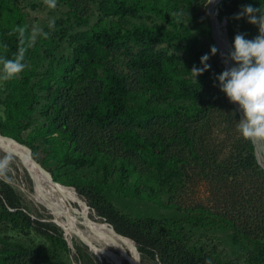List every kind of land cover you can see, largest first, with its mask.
Segmentation results:
<instances>
[{"label":"trees","instance_id":"trees-1","mask_svg":"<svg viewBox=\"0 0 264 264\" xmlns=\"http://www.w3.org/2000/svg\"><path fill=\"white\" fill-rule=\"evenodd\" d=\"M194 4L195 0H101L100 21L70 37L76 43L74 56L59 59L52 71L59 75L56 86L50 84L51 77L46 80L50 103L44 113L49 125H54L51 131L57 132L56 139L74 146L62 156L61 165H91L92 175L63 178L47 159L39 157L37 146L19 134L1 132L29 145L55 180L76 186L80 195H85L81 183L88 184L99 198L97 203H89L118 232L136 241L142 264H264V166L258 160L256 144L247 140L248 154L241 162L216 155L211 116L223 107L235 124L242 116L220 91L216 79L227 64L220 62L219 50L212 56L211 45L200 42V34H206L214 43L211 18L203 23L205 31L198 27L197 32L187 30L193 38L180 46L188 50L189 59L171 49L176 47L175 38L184 37V19ZM245 5L264 11V0H223L217 5L227 15L232 45L238 33L245 39L258 35V27L246 17L234 18ZM141 11L155 13L162 22L119 23L123 18L141 16ZM109 15L118 16L117 29L103 23ZM14 27L0 14V58L11 59L17 51V37L8 35ZM205 54L210 55L207 63L211 67L195 80L190 71L194 65L202 67L200 59ZM25 62L28 64V53ZM32 74L28 66L19 75L21 79H12L16 83L6 99L10 117L14 113L27 116L33 110L38 95L29 86ZM215 168L226 172L219 181H213ZM195 175L218 182L214 192L219 194L212 203L190 206L188 220L167 215L132 218L116 209L104 194L106 188H114L182 209L183 192ZM26 199L0 175V226L12 221L26 232L37 225L47 226L48 238L55 244L61 238L70 251L58 227L33 218L26 210ZM88 214L91 216L89 207ZM222 223L233 231L229 243L215 242L213 236L204 241L197 233L200 229L212 232ZM30 253L29 248L15 247L0 237V264H18ZM36 254L40 262L35 264H68L43 252ZM85 254L86 263L93 264Z\"/></svg>","mask_w":264,"mask_h":264},{"label":"rangeland","instance_id":"rangeland-1","mask_svg":"<svg viewBox=\"0 0 264 264\" xmlns=\"http://www.w3.org/2000/svg\"><path fill=\"white\" fill-rule=\"evenodd\" d=\"M100 2L101 0H57L55 9H48L44 5L43 0H0V14L4 19L7 18L9 20L10 25H27L29 32L33 25H38L45 32H49L48 38L38 36L33 47L27 52L28 66L33 72L29 86L33 87V93L38 95V100L33 110L27 116H20L18 113H14L11 117L9 116L6 99L11 90V86L15 85L16 82L12 80L0 81V131L10 134H19L23 139L37 146L39 157L41 159H47L49 165L63 178L75 174L80 176L92 175L94 167L91 165L84 167L61 165L62 156L67 152L73 151L74 146L63 144L56 139L57 132L51 131L54 125H49L48 118L44 113L47 105L50 103L46 80L51 77L50 84L54 86L57 85L55 78L59 75L54 76L52 73L53 69L56 68L55 66L61 57L71 58L74 56V46L76 43H71L70 37L75 33L93 28L95 24L100 21L102 17ZM208 5L209 0H195L193 11L190 16H185L184 19V24L186 26H182L181 30L184 37L175 38L173 40L176 47L171 46V49L177 51L183 58L189 59L190 54L188 50H185L180 45L189 44L193 38L187 33V30L191 29L192 32H197L198 27L202 31H205L203 23L211 18ZM17 11H19L20 14H18ZM140 15L141 16L137 17H127L125 19L121 18V22H119L120 20L118 21V16L109 15L104 17L103 23L110 29H117L119 23L131 26L135 23L153 25L155 21L162 22L158 15L150 11H141ZM218 16L221 20H227L228 22L227 15L222 9H218ZM50 19L55 20L54 30L48 29V22ZM176 21L179 23L181 22L179 18H176ZM200 40L201 44L206 47L209 45H216L217 47L216 41L214 40V43H211L206 34H200ZM157 43L158 45L167 46L164 43ZM224 46L227 48L226 45ZM228 49L229 48H227V51ZM219 59L222 65H224L220 55ZM100 72L103 74L102 67L100 68ZM19 79H21V76H19ZM135 87L141 91L143 90L142 86L138 83H135ZM224 108L225 107H223L221 111L216 110L217 112L211 116V121L214 126V144L217 146L216 155L224 157L229 161L236 159L238 162H241L248 154L247 140L236 130L237 124L231 121L230 113ZM263 152L264 151H261L260 155L262 162H264ZM6 156L9 157V164L0 175L3 176L9 184L20 191L21 194L26 196V203L29 207V209L26 210L32 217L44 222H50V227H58L59 231L63 233V238L70 247V251L66 250L59 237L57 244L49 239L46 235V231L48 230L47 226L37 225L33 227L30 232H26L22 230L20 226L9 221L3 224V226H0V237L12 243L15 247L22 249L29 248L33 252L30 253V255L25 254V258H22L21 262L18 264H35L40 262L38 257L39 254H36V251L61 259L68 264H87L86 260L82 257V254L85 253L92 258L93 264H115L106 257L95 253L90 245L83 239L78 238V236L69 238L64 228L55 220V216L51 209H49L47 205L37 202L29 196V190L35 189V185L28 170H26V167L22 163V160L18 156L10 154L0 148V159ZM225 170L228 171V168ZM214 171H216L214 172L216 177H214L213 181H219V178L226 175V172H223L224 169L215 168ZM252 175L257 177L255 173ZM213 181L210 182L207 178L195 175L194 179L190 181L187 190L183 192L182 209L164 207L147 198L130 196L114 188H106L104 194L109 197L116 209L126 213L132 218L167 215L176 219H187L190 206H195L198 203L209 204L217 199L216 194L219 193L214 191H216V185L219 183L217 182L216 184V182ZM67 186L71 187V185ZM74 187L76 188V186ZM80 187L85 192V195H77L85 200L91 207L90 214L92 219L97 221L102 220V222L113 225L108 221L106 216L89 203V201L97 203L99 199L98 194L91 190L88 184L81 183ZM69 200L72 202L76 214H79L78 216L82 218V208L80 204L75 199L71 200L70 198ZM223 210L227 209L224 208ZM187 225L190 226L191 223L187 222ZM197 233L203 237L204 241L209 239L210 236H213L212 239L215 242L220 239L229 243V241H232L233 231L229 226L222 223L213 229L212 232L208 233L204 229H200ZM262 236L261 232L260 237ZM90 253L95 257L91 256ZM124 260L126 264H130L127 259L124 258Z\"/></svg>","mask_w":264,"mask_h":264},{"label":"clouds","instance_id":"clouds-1","mask_svg":"<svg viewBox=\"0 0 264 264\" xmlns=\"http://www.w3.org/2000/svg\"><path fill=\"white\" fill-rule=\"evenodd\" d=\"M48 9H55L57 0H43ZM247 18L249 24L258 27V35L253 39H245L244 34L238 33L234 37L232 47L222 54L225 64L233 62V66L226 68L216 79L220 91L225 93L230 103L238 104L242 118L237 122L236 130L245 140H264V11L260 7L245 5L235 15V19ZM55 20L50 19L48 29L54 30ZM18 40L17 51L13 58H0V81H10L23 73L28 64L25 62L28 50L33 47L38 36L48 38L38 25H33L29 32L27 25H18L9 33ZM218 49L211 46L210 54L216 55ZM209 54L201 57L202 67L193 66L190 73L195 78L210 69L207 61ZM9 164V157L0 159V171Z\"/></svg>","mask_w":264,"mask_h":264},{"label":"bare ground","instance_id":"bare-ground-1","mask_svg":"<svg viewBox=\"0 0 264 264\" xmlns=\"http://www.w3.org/2000/svg\"><path fill=\"white\" fill-rule=\"evenodd\" d=\"M221 1L223 0H209L208 6L214 12L216 34L222 54H225L228 46L224 34V24H222L217 12V5ZM231 66H233V62H229L226 67L230 68ZM21 144L22 142L16 138L0 131V148L18 156L33 179L35 189L29 190L31 197L51 209L55 220L64 228L69 238L78 236V238L86 241L95 253L106 257L115 264H126L124 258L130 264H142L139 250L131 237L118 232L115 226L110 223L92 219L88 215L87 205L80 199L73 188L51 179L49 173L42 165L32 158L30 150ZM261 151L264 150L259 148V156ZM70 198L71 200L75 199L80 204L82 218L78 216L79 214H76L74 206L69 200Z\"/></svg>","mask_w":264,"mask_h":264},{"label":"water","instance_id":"water-1","mask_svg":"<svg viewBox=\"0 0 264 264\" xmlns=\"http://www.w3.org/2000/svg\"><path fill=\"white\" fill-rule=\"evenodd\" d=\"M208 9H209L208 11H209L210 17H211L213 38H214V40L216 41V44H217V47H218V50H219V55H220V57H221V61L223 62L224 66H225L224 60H223V58H222V50H221L220 42H219V39H218V37H217L216 29H215V20H214L215 15H214L213 10H212L210 7H208ZM217 12H218V9H217ZM221 22H222V24H224V34H225V37H226L227 46H228V48L230 49V48L232 47V43H231V39H230V36H229L228 28H227V20H221ZM229 49H228V50H229ZM225 68H226V67H225ZM236 107L239 108L238 104H236ZM240 113H241V112H240ZM241 116H242V113H241ZM254 143L256 144V153H257L258 160H259L260 164H261L262 166H264V162H262V160L260 159L259 153H258V149H259V148H262V149L264 150V140H256V141H254ZM21 145H24L25 147H27V148L30 150V153H31L32 158H33L37 163H39L40 165H42V167H43V168L49 173V176H50L51 179H55L54 176H53V173L51 172V170L48 171V169H47V167L45 166V164L42 163V162L40 163L39 160L34 156L32 148H31L29 145L25 144V143H22ZM71 187H73V189H74V190L76 191V193L79 195V193L77 192V189H76L74 186H71ZM28 194H29V196L31 197V195H30L29 192H28ZM79 196H80V195H79ZM31 198H32V197H31ZM80 198H81V197H80ZM81 199H82V198H81ZM82 200H83V199H82ZM83 201L87 204V206H88L89 208H91V207L89 206V204H88L85 200H83ZM132 240L134 241V243H135L136 246H137L136 241H135L134 239H132ZM137 248H138V246H137ZM138 250H139V249H138ZM139 251H140V250H139ZM140 253H141V252H140ZM141 254H142V253H141Z\"/></svg>","mask_w":264,"mask_h":264}]
</instances>
